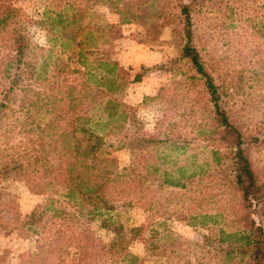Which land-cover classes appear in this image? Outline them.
Listing matches in <instances>:
<instances>
[{"label": "rangeland", "instance_id": "374dc122", "mask_svg": "<svg viewBox=\"0 0 264 264\" xmlns=\"http://www.w3.org/2000/svg\"><path fill=\"white\" fill-rule=\"evenodd\" d=\"M187 3L0 0L18 10L0 27V264H78L80 245L85 264H121L112 234L59 214L73 211L57 168L76 115L98 122L107 207L123 223V250L136 264H248L239 252L238 196L206 140L212 106L202 80L178 58L179 9ZM45 7L76 11L77 27L95 37L89 61L116 64L112 86L95 82L105 77L103 67L76 72L71 53L49 42L53 34L35 22ZM189 15L219 105L254 140L253 162L264 172V0H195ZM68 87L76 98L69 108ZM106 99L120 104L110 120L102 111ZM149 138L152 145H139Z\"/></svg>", "mask_w": 264, "mask_h": 264}, {"label": "trees", "instance_id": "16d2710c", "mask_svg": "<svg viewBox=\"0 0 264 264\" xmlns=\"http://www.w3.org/2000/svg\"><path fill=\"white\" fill-rule=\"evenodd\" d=\"M194 2L195 0H191V3L184 4L179 9L182 45L178 58L187 60L202 80L203 89L213 109L212 125L206 140L211 141L215 146L211 152V158L222 172L226 186L238 196L237 208L234 210L235 223L244 236V244L239 247V252L247 257L248 264H264V181H262L264 172L253 162L251 152L254 140L244 137L229 121L219 105L217 87L203 68L194 44L190 23L189 14ZM17 11L12 5L0 4V27L7 26V22L17 14ZM66 12L67 9L60 7L57 11H51L45 7L36 13L39 18L35 22L46 28L48 33L53 34V37L49 38L50 43H57L61 51L71 53L76 72L82 70L88 74L92 67H103L105 77H100L95 82L102 83L105 80L112 86L115 82L113 76L116 64L111 61H89L88 55H92L91 50L96 49L93 32L77 27L79 18L74 9L70 8L68 14ZM19 50L21 49L18 47L17 51L20 52ZM138 79V76L133 77V81ZM12 84L14 85L15 81H12ZM71 91L72 87H68L65 97L68 108L73 101H76V98L70 97ZM110 91L111 89H108L107 93ZM98 93L101 94L100 91ZM118 104L111 99L103 102L102 111L105 112L107 120L112 118L114 107ZM2 107L3 103L0 102V114ZM97 123L89 116L76 115L74 122L69 126L70 147L64 158L59 161L57 169L65 205L73 208V211L71 213L61 211L59 214L64 216L66 222H72V224L81 222L87 225L96 222L97 228L112 234L114 243H112L111 251L122 255L121 264H136V257L124 253L123 250V246L127 243L123 223L114 219L107 207L109 173L97 160V154L103 146L102 137L94 131ZM141 143L144 148H147L153 144V138L143 139L139 145ZM227 172L230 175L229 178ZM253 214L259 216L257 222L252 218ZM33 216V213L29 215L31 219ZM82 247L79 246L81 252L78 264L86 263H83V260L87 253L82 251Z\"/></svg>", "mask_w": 264, "mask_h": 264}]
</instances>
